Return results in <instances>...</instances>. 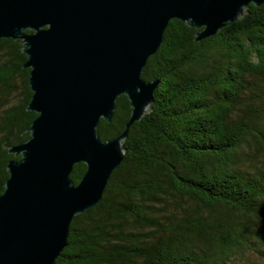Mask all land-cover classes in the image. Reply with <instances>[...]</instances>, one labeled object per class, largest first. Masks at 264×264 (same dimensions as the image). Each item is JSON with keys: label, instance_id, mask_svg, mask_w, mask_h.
<instances>
[{"label": "trees", "instance_id": "16d2710c", "mask_svg": "<svg viewBox=\"0 0 264 264\" xmlns=\"http://www.w3.org/2000/svg\"><path fill=\"white\" fill-rule=\"evenodd\" d=\"M245 10L199 41L168 20L141 73L158 79L151 110L128 127L121 162L53 264H264V2ZM20 46L0 38V193L18 158L2 145L24 141L36 116ZM129 112L118 96L99 138L118 135ZM84 169L73 164L74 183Z\"/></svg>", "mask_w": 264, "mask_h": 264}, {"label": "water", "instance_id": "95a60500", "mask_svg": "<svg viewBox=\"0 0 264 264\" xmlns=\"http://www.w3.org/2000/svg\"><path fill=\"white\" fill-rule=\"evenodd\" d=\"M264 0H0V38L19 40L36 116L27 138L2 146L0 264H53L71 219L96 204L125 153L128 127L151 110L158 79L141 76L171 18L195 28L193 41L242 18ZM29 31V32H27ZM130 107L122 131L99 138L115 100ZM21 132V133H22ZM85 169L76 183L72 166Z\"/></svg>", "mask_w": 264, "mask_h": 264}, {"label": "rangeland", "instance_id": "374dc122", "mask_svg": "<svg viewBox=\"0 0 264 264\" xmlns=\"http://www.w3.org/2000/svg\"><path fill=\"white\" fill-rule=\"evenodd\" d=\"M14 83L18 86L17 87V90H16L17 93L15 92V95L14 96H20V94L18 93L19 92V89H20L19 87L21 85L19 78H16L15 81H14ZM9 101L12 103V102H16L17 100L15 98H13V97H10L9 98ZM254 262L259 263V260L258 259H254Z\"/></svg>", "mask_w": 264, "mask_h": 264}, {"label": "flooded vegetation", "instance_id": "af4514ba", "mask_svg": "<svg viewBox=\"0 0 264 264\" xmlns=\"http://www.w3.org/2000/svg\"><path fill=\"white\" fill-rule=\"evenodd\" d=\"M18 158H19V156H18Z\"/></svg>", "mask_w": 264, "mask_h": 264}]
</instances>
